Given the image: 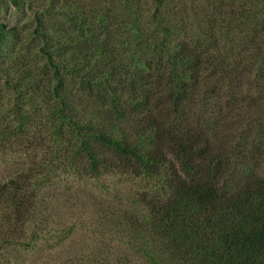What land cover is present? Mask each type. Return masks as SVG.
<instances>
[{
	"label": "trees",
	"instance_id": "1",
	"mask_svg": "<svg viewBox=\"0 0 264 264\" xmlns=\"http://www.w3.org/2000/svg\"><path fill=\"white\" fill-rule=\"evenodd\" d=\"M202 1L214 14L186 0L150 12L139 0H0L32 14L44 58L18 51L21 27L0 21V149L56 148L0 183V264L71 234L50 229L58 165L147 183L117 224L145 264H264V0L225 14L227 0Z\"/></svg>",
	"mask_w": 264,
	"mask_h": 264
},
{
	"label": "rangeland",
	"instance_id": "2",
	"mask_svg": "<svg viewBox=\"0 0 264 264\" xmlns=\"http://www.w3.org/2000/svg\"><path fill=\"white\" fill-rule=\"evenodd\" d=\"M187 1H195L193 3L196 7L202 6L206 11L214 14L205 1ZM259 1L262 0H227L228 6L225 7L224 3L222 12L225 14L241 9L247 11ZM139 2L146 11L152 10L154 0H139ZM192 15L190 13L191 18ZM31 18L32 14L29 12H18L9 4L8 6L0 5V21L17 25L23 32L22 41L17 50L23 55L32 53L34 55V57L31 55L32 59L36 58V61L43 62L44 58L39 55L36 49L37 44L32 42L31 35L25 30ZM8 47L5 48V51L8 49L7 53L11 50ZM35 60L33 61L36 62ZM2 61L0 58V63ZM3 91L5 92L0 95V98L3 96L6 98L5 102L8 103L11 100V93L9 90ZM6 108L8 109V107ZM46 145V147L28 151L15 145L4 150L0 149V183L15 178V172L19 168L47 161L56 148L54 144L46 142ZM63 154L65 156L64 152ZM54 160L57 164V159ZM262 160L264 162V159ZM58 166H60L59 178L46 189L47 194L51 197L50 214L53 219L50 229L58 231L59 235H66V230L70 228L74 231L67 234L68 237L59 247L51 250H48V245L42 242L41 247L32 252L13 251L10 262L12 264H61L70 259L86 257L92 259L93 264V258L105 260L102 264H145L129 247L120 243L121 238L118 233L120 229L117 224L124 221V216H127L128 213L130 215L136 213L130 206V202L135 199L137 193H143L148 189L147 183L132 175L121 173L105 174L100 178L86 177L71 170L69 166ZM1 209L0 207V220L2 218ZM100 247L108 249L101 250L102 254L98 250ZM97 254H100L99 258Z\"/></svg>",
	"mask_w": 264,
	"mask_h": 264
}]
</instances>
